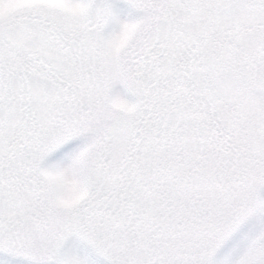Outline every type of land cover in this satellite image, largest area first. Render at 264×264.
Returning a JSON list of instances; mask_svg holds the SVG:
<instances>
[{
    "label": "snow or ice",
    "instance_id": "obj_1",
    "mask_svg": "<svg viewBox=\"0 0 264 264\" xmlns=\"http://www.w3.org/2000/svg\"><path fill=\"white\" fill-rule=\"evenodd\" d=\"M0 264H264V0H0Z\"/></svg>",
    "mask_w": 264,
    "mask_h": 264
},
{
    "label": "rangeland",
    "instance_id": "obj_2",
    "mask_svg": "<svg viewBox=\"0 0 264 264\" xmlns=\"http://www.w3.org/2000/svg\"><path fill=\"white\" fill-rule=\"evenodd\" d=\"M239 237H237V239H238ZM231 245H229V247H230ZM225 251H227V249H225ZM223 254V253H222Z\"/></svg>",
    "mask_w": 264,
    "mask_h": 264
}]
</instances>
